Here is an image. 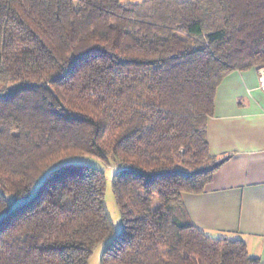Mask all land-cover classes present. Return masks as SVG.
Wrapping results in <instances>:
<instances>
[{"label": "trees", "instance_id": "1", "mask_svg": "<svg viewBox=\"0 0 264 264\" xmlns=\"http://www.w3.org/2000/svg\"><path fill=\"white\" fill-rule=\"evenodd\" d=\"M261 67L264 0H0V264H260L178 212L226 161L219 85ZM80 154L118 167L117 233Z\"/></svg>", "mask_w": 264, "mask_h": 264}, {"label": "crops", "instance_id": "2", "mask_svg": "<svg viewBox=\"0 0 264 264\" xmlns=\"http://www.w3.org/2000/svg\"><path fill=\"white\" fill-rule=\"evenodd\" d=\"M259 69L235 71L219 85L207 136L211 155L226 161L204 191L182 193L184 210L178 215L209 237L244 241L249 255L264 264V89Z\"/></svg>", "mask_w": 264, "mask_h": 264}, {"label": "rangeland", "instance_id": "3", "mask_svg": "<svg viewBox=\"0 0 264 264\" xmlns=\"http://www.w3.org/2000/svg\"><path fill=\"white\" fill-rule=\"evenodd\" d=\"M123 3H129L130 0H122ZM143 0H136L135 2H142ZM82 164V165H90L97 167L101 170H104L106 172L107 177V188H106V205L108 213L112 219V222L114 224V233H117L120 231L122 227V218L120 209L118 207L116 197L113 192L112 188V179L113 175L117 170V166L114 162V160H110L109 162H106L105 160L92 156L89 154H80L68 157L66 159H63L60 164ZM7 164V163H6ZM108 243V240L100 243L93 251V254L91 255L89 264H100L103 251Z\"/></svg>", "mask_w": 264, "mask_h": 264}, {"label": "built area", "instance_id": "4", "mask_svg": "<svg viewBox=\"0 0 264 264\" xmlns=\"http://www.w3.org/2000/svg\"><path fill=\"white\" fill-rule=\"evenodd\" d=\"M259 81H260V87L264 89V67L259 69Z\"/></svg>", "mask_w": 264, "mask_h": 264}]
</instances>
